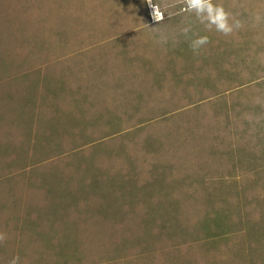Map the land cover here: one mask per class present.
<instances>
[{"label": "rangeland", "instance_id": "1", "mask_svg": "<svg viewBox=\"0 0 264 264\" xmlns=\"http://www.w3.org/2000/svg\"><path fill=\"white\" fill-rule=\"evenodd\" d=\"M213 2L0 0V264H264V0Z\"/></svg>", "mask_w": 264, "mask_h": 264}, {"label": "clouds", "instance_id": "2", "mask_svg": "<svg viewBox=\"0 0 264 264\" xmlns=\"http://www.w3.org/2000/svg\"><path fill=\"white\" fill-rule=\"evenodd\" d=\"M184 10L189 14H194L196 21L205 26L207 31L215 30L225 36L231 35L243 27L242 22L236 19L225 9L223 4L214 3L213 0H183ZM147 4L151 8V15L154 22L164 20V13L159 5L153 4L152 0H147ZM260 19L259 16L256 17ZM181 34L187 36L192 32L191 25L181 28ZM161 43H167V37H161ZM209 43V37L206 35H196L190 41V48L194 54H198L199 50ZM7 239L6 233H0V243ZM19 256L13 257L9 264H19Z\"/></svg>", "mask_w": 264, "mask_h": 264}, {"label": "trees", "instance_id": "3", "mask_svg": "<svg viewBox=\"0 0 264 264\" xmlns=\"http://www.w3.org/2000/svg\"><path fill=\"white\" fill-rule=\"evenodd\" d=\"M244 214V213H243ZM242 215V214H241Z\"/></svg>", "mask_w": 264, "mask_h": 264}]
</instances>
